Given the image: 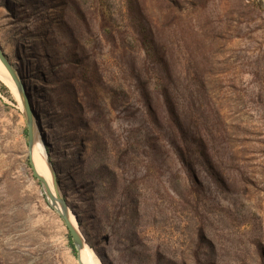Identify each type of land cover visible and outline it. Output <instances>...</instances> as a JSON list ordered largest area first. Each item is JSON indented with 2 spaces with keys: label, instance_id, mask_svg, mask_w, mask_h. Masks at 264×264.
<instances>
[{
  "label": "rangeland",
  "instance_id": "1",
  "mask_svg": "<svg viewBox=\"0 0 264 264\" xmlns=\"http://www.w3.org/2000/svg\"><path fill=\"white\" fill-rule=\"evenodd\" d=\"M135 5L140 24L128 0H0V48L76 226L101 264H264V0ZM2 74L0 264H79ZM163 85L188 139L217 138L212 163H183Z\"/></svg>",
  "mask_w": 264,
  "mask_h": 264
},
{
  "label": "trees",
  "instance_id": "2",
  "mask_svg": "<svg viewBox=\"0 0 264 264\" xmlns=\"http://www.w3.org/2000/svg\"><path fill=\"white\" fill-rule=\"evenodd\" d=\"M163 1L173 3L175 0H163ZM128 2H129L130 13L132 14L133 18L137 19V21L140 24V18H139L140 13H139V10L136 8L137 5H135L136 0H128ZM156 59H157V61H152V64H154L155 69L159 72L165 71L167 68V63L163 60V55L156 57ZM193 86L195 87L197 92L203 94V97L208 98L206 83H205V81H204V79L200 73L196 74L195 77L193 78ZM144 87L145 88H142L143 89V93H142L143 97L151 100L149 106L151 105L153 107L152 112L156 116L157 115V111H156L157 102L155 100L156 96H155V94H153V90L151 88H149L146 85ZM1 88L3 89V88H5V86L2 85ZM162 89L163 90L161 92V95L164 98V104L166 106L167 115L169 117L171 124L175 127L174 128L175 132L178 135L180 134V137H181V140L179 141L181 143V148L178 145H177V148L179 150V155H180L183 163L189 162L188 155L191 152H193V154H196L197 156L202 157L208 163H212V161H211L212 158L215 161V158L213 156V152L216 151L217 144H215V142H216L217 138H214L212 136L213 135L212 132L209 133L207 131L206 136H204L201 134H197L193 130V128H189L188 133H190V138L188 139L187 131L181 125V122L179 119V114L177 111V107L175 105V102L173 101V98H171L168 86L163 85ZM158 95H159V93H158ZM158 95H157V97H158ZM152 101H154L155 106H153V104L151 103ZM214 114H215L216 118L218 119L219 114L216 110L214 111ZM225 143H227V141H225ZM68 235H69L71 247L74 248V250H75V247H74L73 242L71 240L70 233H68Z\"/></svg>",
  "mask_w": 264,
  "mask_h": 264
},
{
  "label": "water",
  "instance_id": "3",
  "mask_svg": "<svg viewBox=\"0 0 264 264\" xmlns=\"http://www.w3.org/2000/svg\"><path fill=\"white\" fill-rule=\"evenodd\" d=\"M0 62L4 66V68L8 71L10 74L11 78L15 81L16 84H18V88L22 91L24 97H25V102L22 105L23 111H24V117L26 120L27 124V141L29 145V152L31 151L32 147L34 146V143L36 141V133H35V117H34V112L33 109L31 108L30 102L26 99L24 89L22 88L21 80L20 77L16 71V68L14 65L11 64V62L8 60V58L5 56L3 53L2 49L0 48ZM42 143H44L42 141ZM49 162V161H48ZM50 171L52 174V188L53 192L49 191V189L45 186L44 181L41 176H39L35 170L34 174L35 176L40 180L44 187L45 195L47 200L49 201L50 205L53 206L64 223L66 224L68 231L71 236V240L73 242V245L75 247V250L77 252V257L79 258V252L80 250L84 247V238L79 231L77 226H74L70 220V214H72L66 205V202L60 193L59 187H58V181H57V175L56 172L54 171L53 168L50 167ZM56 204L60 205V207L57 209ZM73 215V214H72ZM75 217V216H74ZM76 222L77 219L75 218Z\"/></svg>",
  "mask_w": 264,
  "mask_h": 264
},
{
  "label": "bare ground",
  "instance_id": "4",
  "mask_svg": "<svg viewBox=\"0 0 264 264\" xmlns=\"http://www.w3.org/2000/svg\"><path fill=\"white\" fill-rule=\"evenodd\" d=\"M8 72V71H7ZM5 71V68L2 66V63L0 62V73H4L1 76L6 80V82L11 86L13 91L16 95L20 96L22 99V102H20L22 105L25 102V97L22 93V91L18 88V84L15 83V81L11 78L10 74L8 75ZM32 157L34 170L35 172L42 177L45 186L49 189V191L53 192V188H50L48 183L51 181V175L49 168L45 162V153L40 143H38L37 139L34 143V146L32 147L30 151V159ZM31 161V162H32ZM52 187V186H51ZM60 205L56 204V208L58 209ZM70 220L74 226H76L77 222L75 220V217L70 214ZM79 264H101L98 256L95 254V252L86 244L84 243V247L79 252V258H78Z\"/></svg>",
  "mask_w": 264,
  "mask_h": 264
}]
</instances>
